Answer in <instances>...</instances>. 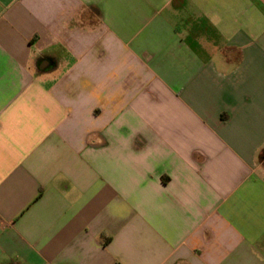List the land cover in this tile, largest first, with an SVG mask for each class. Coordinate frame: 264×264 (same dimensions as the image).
<instances>
[{
  "label": "crops",
  "instance_id": "crops-1",
  "mask_svg": "<svg viewBox=\"0 0 264 264\" xmlns=\"http://www.w3.org/2000/svg\"><path fill=\"white\" fill-rule=\"evenodd\" d=\"M0 264H264V0H0Z\"/></svg>",
  "mask_w": 264,
  "mask_h": 264
}]
</instances>
